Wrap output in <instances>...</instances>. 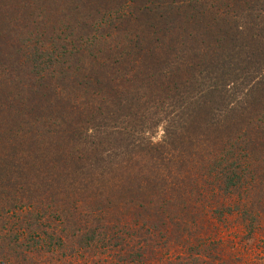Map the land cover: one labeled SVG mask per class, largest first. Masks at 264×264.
<instances>
[{"label": "trees", "instance_id": "obj_1", "mask_svg": "<svg viewBox=\"0 0 264 264\" xmlns=\"http://www.w3.org/2000/svg\"><path fill=\"white\" fill-rule=\"evenodd\" d=\"M100 1L112 9L92 36L45 34L58 53L26 97L14 77L0 89V264L37 263L17 238L62 198L103 211L105 238L195 184L249 229L264 215V0ZM88 223L81 240L102 244Z\"/></svg>", "mask_w": 264, "mask_h": 264}, {"label": "rangeland", "instance_id": "obj_2", "mask_svg": "<svg viewBox=\"0 0 264 264\" xmlns=\"http://www.w3.org/2000/svg\"><path fill=\"white\" fill-rule=\"evenodd\" d=\"M112 2L104 5L98 0L90 4L91 11H81L79 0H0L6 18L0 22V41L5 44L0 45V89L5 83L10 87L6 78L14 77L17 91L13 92L26 97L20 90L32 86L30 73L48 69L58 53L44 43L49 42L46 35L54 28L61 34L58 38L71 43L87 32L92 36L98 28L90 30V23L102 21ZM160 134L156 130L151 141H158ZM194 187L191 204L179 197L171 201L169 211H162L161 200L154 198L144 209L120 217L121 226L105 230L106 238L101 228L103 211L93 212L95 204L89 201L62 198L60 206H48L50 216L40 215L30 223V231L17 238L18 244L35 264H264V215L249 229L248 221L243 223L234 212L231 198L223 202L226 210L217 205L212 211L217 207L203 196V184ZM180 200L183 205H178ZM85 221L105 238L102 244L94 235L81 240L83 227L90 228Z\"/></svg>", "mask_w": 264, "mask_h": 264}]
</instances>
